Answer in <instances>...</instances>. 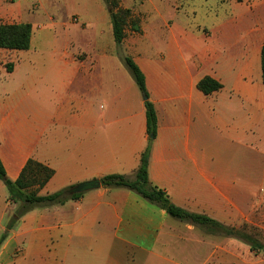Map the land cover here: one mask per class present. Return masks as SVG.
Masks as SVG:
<instances>
[{"label": "crops", "instance_id": "crops-1", "mask_svg": "<svg viewBox=\"0 0 264 264\" xmlns=\"http://www.w3.org/2000/svg\"><path fill=\"white\" fill-rule=\"evenodd\" d=\"M118 1L141 29L128 30L121 46L104 0H0V25L30 24L26 52L34 37L43 50L6 62L23 51L0 49L7 177L16 181L33 158L55 171L41 196L113 174L134 178L149 136L130 57L157 115L150 183L225 225L220 213L235 209L242 187L264 186V0ZM205 77L222 89L205 95L197 86ZM16 208L0 190V264H225V238L235 239L127 188L35 207L8 230Z\"/></svg>", "mask_w": 264, "mask_h": 264}, {"label": "trees", "instance_id": "trees-1", "mask_svg": "<svg viewBox=\"0 0 264 264\" xmlns=\"http://www.w3.org/2000/svg\"><path fill=\"white\" fill-rule=\"evenodd\" d=\"M111 13V22L113 28V36L116 44L121 46L127 36V31L140 32L138 21L133 17L132 11L120 6L118 0H104ZM32 36V26L30 24H9L0 25V49L9 51H27L30 49ZM124 63L132 75L135 83L145 97V107L147 116V133L149 136L148 145L141 156V162L134 178L124 175H108L91 182L83 183L89 188L80 193H72V186L68 189L61 190L51 195L41 196L39 191L43 189L52 179L55 171L49 166L30 159L21 172L20 177L16 181H12L7 177L4 165L0 159V180L3 181L7 188L9 200L17 205L14 215L11 217L7 229L10 230L17 224L23 216L35 207L47 206L54 204H65L69 200H79L93 183L99 182L104 188H127L130 189L152 203L159 205L167 211V213L176 219L188 221L195 224L207 226L211 232L219 234L223 232L226 237L238 239L250 247L251 252L262 254L264 256V243L247 232L234 227H228L211 219L205 215H199L184 210L172 203L168 194L159 187L152 185L149 181L148 167L153 141L157 135V115L155 108L149 100L146 89L145 76L140 68L130 57H124ZM7 69H12L11 65H7ZM262 73L264 83V47L262 49ZM198 89L205 95H210L222 89L223 85L211 77H205L198 83ZM4 235L3 238H5Z\"/></svg>", "mask_w": 264, "mask_h": 264}, {"label": "rangeland", "instance_id": "rangeland-1", "mask_svg": "<svg viewBox=\"0 0 264 264\" xmlns=\"http://www.w3.org/2000/svg\"><path fill=\"white\" fill-rule=\"evenodd\" d=\"M87 1L89 0H75V4L82 7V4ZM106 9L109 12L107 5ZM62 36L64 35L62 34ZM33 43L34 46L30 52L23 51V53L19 54V57L7 58L6 62L8 60H17L18 58L29 57L39 59L42 57L43 50L36 37H34ZM6 74L5 67L0 65V87L5 83V79H7ZM261 163L257 161L256 171L259 170ZM241 164L245 176L243 179L248 182L247 157H242ZM245 180H242L243 185L245 184ZM244 189L242 187L240 194L235 195V209L226 208L220 213L219 219L225 225L241 229L264 243V186L257 184L255 193H247ZM0 190L8 193L2 180H0ZM225 249V264H264L263 255L251 253L246 244L235 239L225 238Z\"/></svg>", "mask_w": 264, "mask_h": 264}, {"label": "water", "instance_id": "water-1", "mask_svg": "<svg viewBox=\"0 0 264 264\" xmlns=\"http://www.w3.org/2000/svg\"><path fill=\"white\" fill-rule=\"evenodd\" d=\"M90 187H93V188L100 187V183L99 182L93 183ZM88 188L89 187L86 185H79V186L75 187L72 192L73 193H80V192L86 191Z\"/></svg>", "mask_w": 264, "mask_h": 264}, {"label": "built area", "instance_id": "built-area-1", "mask_svg": "<svg viewBox=\"0 0 264 264\" xmlns=\"http://www.w3.org/2000/svg\"><path fill=\"white\" fill-rule=\"evenodd\" d=\"M75 22H77L76 20H74Z\"/></svg>", "mask_w": 264, "mask_h": 264}]
</instances>
